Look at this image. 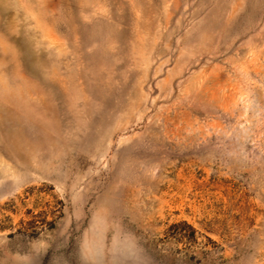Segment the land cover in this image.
<instances>
[{
  "label": "rangeland",
  "instance_id": "374dc122",
  "mask_svg": "<svg viewBox=\"0 0 264 264\" xmlns=\"http://www.w3.org/2000/svg\"><path fill=\"white\" fill-rule=\"evenodd\" d=\"M0 264H264V0H0Z\"/></svg>",
  "mask_w": 264,
  "mask_h": 264
}]
</instances>
